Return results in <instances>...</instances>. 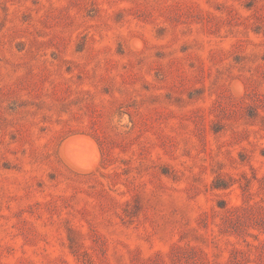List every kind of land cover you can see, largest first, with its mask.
<instances>
[{
  "label": "rangeland",
  "instance_id": "rangeland-1",
  "mask_svg": "<svg viewBox=\"0 0 264 264\" xmlns=\"http://www.w3.org/2000/svg\"><path fill=\"white\" fill-rule=\"evenodd\" d=\"M0 264H264V0H0Z\"/></svg>",
  "mask_w": 264,
  "mask_h": 264
}]
</instances>
